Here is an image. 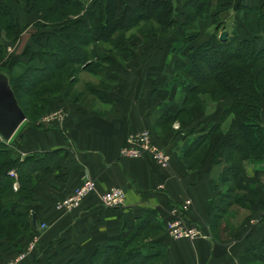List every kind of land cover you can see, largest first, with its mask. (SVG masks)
I'll return each instance as SVG.
<instances>
[{"label": "crops", "instance_id": "0c3cea01", "mask_svg": "<svg viewBox=\"0 0 264 264\" xmlns=\"http://www.w3.org/2000/svg\"><path fill=\"white\" fill-rule=\"evenodd\" d=\"M216 1L215 13L223 22L239 19L238 8L264 12V0ZM148 51L144 49L140 56L136 54L135 59L119 66L123 72L112 91L113 106L105 115L78 102L65 101L66 116L52 118L47 127L39 124L26 126L22 132L17 129L18 138L17 134L11 137L17 138L11 153L21 162L26 155L36 157L22 167L24 178L21 182L18 178L13 185L28 186L36 216L33 225H47L36 246L14 264H65L70 259L87 264L97 247L128 237L150 213L145 230L156 233L144 244L148 252L158 253L156 264H261L250 254L257 252L255 249L264 238V183L260 189L245 184L257 198L252 206L246 201L247 196L242 199L245 207L243 203L232 221L233 227L212 223L215 211L226 212L233 205L225 210L219 199L227 187L221 177L226 163L219 153L225 149L217 144L215 136L217 110L208 107L199 111L191 106L190 118L185 122L178 120V88L164 80L168 76L161 73L165 67L160 53ZM140 130H148L157 148L170 154L169 166H158L150 156L130 158L121 153L126 137ZM206 143L207 153L198 157L196 165L186 164L185 160ZM46 152H53L49 163L40 160ZM255 170L256 175L258 170H264V163ZM85 178L97 182L100 192L111 186L123 189V206L104 208L97 195L88 193L78 209L65 212L56 208L57 202L80 187ZM18 199L22 202L21 197ZM185 202L190 205L185 213L187 221L199 226L205 238L174 239L164 230L171 209L182 207ZM246 210L244 218L242 213ZM28 238L22 236L14 246L1 242L0 261L16 259L17 253L27 246Z\"/></svg>", "mask_w": 264, "mask_h": 264}, {"label": "trees", "instance_id": "16d2710c", "mask_svg": "<svg viewBox=\"0 0 264 264\" xmlns=\"http://www.w3.org/2000/svg\"><path fill=\"white\" fill-rule=\"evenodd\" d=\"M22 4L29 6L30 15L35 12L40 21L57 22L56 28L60 29L59 32L55 31L56 33L49 35L46 44L34 51L31 58L26 62H18L11 71L13 76H17V80L25 72L45 74L46 76H40L35 86L40 85L41 82H49L56 77V70L60 71L69 64H86L93 57L95 43L107 41L116 31L128 32L130 28L143 22L149 21L152 25L163 28L166 36L176 34L182 41L192 42L200 33L194 27L195 23L200 16L206 14L205 11L209 10L212 3L211 0H90L87 4H84L82 0H0L1 36L2 34L19 35L16 32L18 25L13 19L12 10L14 5ZM248 13L246 9L245 15ZM75 15L77 16L74 17ZM74 30H83L88 35L84 38L71 36ZM103 31L106 33L101 35ZM237 34L229 35L226 42L212 36L208 42L187 51L185 60L178 59L173 63V69L177 74L174 80L179 87L178 96L180 97L178 117L182 113H189L187 104L194 97L198 100L205 84H216L209 93L213 97L218 95L224 100H232L229 112L233 116L229 132L233 140L227 146L229 156L226 162L228 164L221 172L227 191L219 198L225 210L232 204H240L244 199L241 194L236 195V191L238 189L244 191L240 177L247 171L245 161L262 160L264 156V124L261 119L264 110V48L256 49L254 41L247 37H239ZM1 36L0 56L3 53ZM64 40L68 41L66 45L62 42ZM65 48L70 49V56H63L59 63H53L52 58ZM200 72L202 74L205 72L206 75H199ZM7 76L17 103L22 111L26 112L24 104L19 101L18 89L13 84L11 76L9 74ZM52 87L53 91L62 90L55 83ZM36 92L37 89L35 94ZM52 95L54 94H50ZM53 97L50 100L42 97L43 104L39 106H45ZM229 112H223L220 118L222 119ZM220 124L221 122L218 121L217 129ZM204 139L205 136L201 142ZM225 144L227 142L223 145ZM43 155L44 158L40 160L49 163L53 152H46ZM35 158L33 155H27L21 162L19 157L11 153L8 145L0 141V239L14 240L19 234L25 232L26 223L29 229L34 228L30 220L34 212L33 205L28 197L23 202L18 199L20 191H13L15 178L11 177L8 171L11 168L18 171V180L21 182L24 178L21 173L22 167L25 164H31ZM221 213V209L213 213L211 218L214 225L218 223ZM150 215L151 213L143 217L137 229L128 237L97 247L87 264H156L154 260L159 256L158 253L148 252L143 242L146 238L139 240L147 229L146 223ZM259 244V247L255 249L257 252L250 256L264 264V238H261ZM65 264L79 263L70 259Z\"/></svg>", "mask_w": 264, "mask_h": 264}, {"label": "rangeland", "instance_id": "374dc122", "mask_svg": "<svg viewBox=\"0 0 264 264\" xmlns=\"http://www.w3.org/2000/svg\"><path fill=\"white\" fill-rule=\"evenodd\" d=\"M82 1L84 2V4H87L90 0H82ZM216 2L218 1L211 0L212 4L209 10L205 11L206 13L205 15L200 16L198 18V21L195 23L194 27L197 30H199L200 33L198 37L192 42H184L176 34H171L170 36H166L165 32H163L164 30L163 28L158 26L156 27L155 25H152V22L149 21L143 22L135 27L130 28L128 32L122 30L116 31V33L112 35V38L108 39L107 41L102 43H95L94 44L95 46L93 48L94 52L92 53L93 57H91L86 64L85 63L76 64V65L69 64L63 67L62 69H60V71L56 70V74H57L56 77H54L49 82L46 83L41 82L40 85L36 84L35 86L34 84L36 83L37 80L40 79V76L42 77L45 74L40 75L39 72H33V73L25 72L24 74H22L21 78L17 80V76H13L11 71L14 65H16L18 62L21 61L26 62L29 58H31L30 56L34 54V51L39 50L42 45L46 44L48 36L56 32H59L60 29L56 28L57 22H53L49 20L47 22H44L43 20L40 21L38 15H36L35 12L30 15L28 13L29 6L23 4L19 6L14 5L13 6L14 8L12 10L13 12L12 16L13 19L15 20V23L18 25L16 32H18L19 35L16 36V34L14 33H13L14 35L12 34L6 36L3 34L2 36L0 35L3 40L1 46V48L3 49V53L0 56V72H2L5 76H7L8 74L11 76L13 84L15 85L16 89H18L19 92V96H20L19 101L23 103L26 108V112H24L26 116V120L23 122V124L20 125L19 127L20 129L18 128V130H21L22 132L23 128L26 126L37 127L39 126V124L47 127L50 125L49 123L52 118H55L59 115L61 117L66 116L67 105L65 101H73L74 103L78 102L88 109L97 110L101 114L105 115L106 114L105 111L111 110V107L113 106L111 103L113 101L111 99L112 91L115 90L116 81L119 78L118 75H120L123 72L122 70L119 69L120 68L119 66H121L122 64H126L130 58L135 59L136 54L140 56V53H142L144 49L148 48L149 53L157 54V52L155 51H158V47H159L160 49L158 51L160 53L159 57L161 58L162 62L165 64V65L162 64L165 68L164 71L161 73L164 74L165 76H168V78L164 80L168 81L169 83H174V85L177 86L174 80V77L177 74L176 71H174L173 69V63L178 59L185 60V58H187L186 55L187 51L191 49H196L197 47H199L200 45L199 43L205 41L206 39L207 40L203 43L208 42V39L212 36L216 39H219V35H221L223 32L226 31L227 32L225 36L226 39L227 37H229V35L238 33L237 35L239 37H247L249 40L254 41L256 45V49L264 48V19L261 20V18H264V12L261 9L247 10L249 11V13L248 15H245L246 9L244 10L243 8H238L237 15L239 16V19L235 18V20L234 19L225 20L223 22L220 16L215 14V11L218 7V4ZM76 16L77 15H75L74 17ZM220 21L222 23H220ZM194 27L192 28L194 29ZM178 30L180 31V28ZM105 33L106 31L105 32L103 31L101 35ZM87 35L88 33L84 32L83 30L80 31L74 30V33L71 34V36H77L78 38H84V36ZM62 42L63 44L66 45L68 41L64 40ZM70 54H71L70 49L68 48L61 49L60 53L56 54L52 58V60H54L52 62L59 63L63 56L68 57L70 56ZM90 61L93 62L91 63ZM48 71L49 70L47 69V72ZM198 74L202 76L206 75L205 72H203L204 75L202 74V72ZM54 83L57 84L58 87L62 88V90L58 92L55 90L53 91L52 85ZM215 85H216L215 83L205 84L203 86L202 92L199 94L198 100L194 97L187 105H189L188 109L190 111H191L190 109L191 106H196L199 109V111L200 109L205 110L208 107H210V109L214 111L215 109L217 110V115H218L217 122L220 121L221 124L219 128L216 130L215 136L217 138V142H218L217 144L219 145L221 144V146H223L222 148L225 149L224 151L219 150V153L220 156L224 157V161L227 166L228 163L226 161L229 156V149L227 148V146L233 140L232 139L233 136L230 134L228 129L231 128V123H232L231 118L233 116V114L229 112L230 104L232 103V100L231 99L224 100L223 98H221V96L214 95L213 97L212 95H210L209 94L210 90H212ZM177 88L179 90L178 86ZM36 89L37 92L35 94ZM50 94H54L52 95L54 97L52 98L51 101H49L50 98L52 97L50 96ZM42 97H45L49 100L48 103L45 104V106L40 107L41 104H43V101L41 99ZM223 112H229V114H227L225 117L221 119L220 117ZM188 118H190L188 113L187 114L182 113L180 115V118H178V120L185 122ZM261 119L263 120V124H264V110L262 112ZM16 134L17 133H15V135ZM16 136L18 138V134ZM129 136H127L126 139ZM17 138L14 137L13 140L10 139L8 143L9 145L7 144L9 149L11 148L12 150L17 146L15 142L17 141ZM221 140L223 143L221 142ZM224 142H227V144L223 145ZM127 143H128V139L126 140V144ZM207 146H208L207 143L206 145H203L200 151H197L195 152V154L191 155L189 159L185 160V163L188 164L189 166L196 165V163L198 162L197 160L198 157L202 158L207 153ZM166 154L168 155L169 158L167 165H169L171 156L168 152H166ZM218 160L219 159L217 158L216 161ZM245 162H246L245 166L247 171H245L244 175L242 174L240 177V183L243 184L244 191H241L236 187V189H238L236 191L237 192L236 195L241 194L242 196H244V198H246L247 196L246 201L250 204V206H252L253 202H255L257 197L254 191H252V189L250 188H247L245 184H247V186L251 188L254 186V189L256 187L257 189L263 187L262 184L264 183V172H263L264 170H260V171L258 170L257 175L261 177V179L259 180L257 179L258 176L256 175V173H254V171H256L255 167L259 163H264V156L262 160H258V161L247 160ZM11 170L15 171L14 168H11L8 172H11ZM15 173H16V177L14 176L11 177H14L15 178L14 181L17 182L18 173L17 171H15ZM253 178L256 182L253 180ZM257 182L258 183L260 182L259 185L257 186L254 185V183ZM20 186L21 185L15 184L13 191H20L19 195L22 198V202L23 200L25 201L27 199L26 197H28L30 201H32V198H30L32 191L29 188H27L28 186L24 187L25 189ZM112 187L115 186H111L110 188ZM75 189L72 190L70 193H68L67 196L71 195V193L75 191ZM94 195H96V193ZM67 196H65V198H67ZM98 198L100 200L99 196ZM83 199L81 203L83 202ZM60 201L61 200L57 202V205ZM100 202L102 203L101 200ZM243 203L242 204L240 203L241 205L233 204L232 207L229 210L227 209L226 212L222 211L224 213L220 214L221 216H219L218 223H225L233 227L234 223L232 221L233 219H236L237 214L241 212L242 210L241 206H243ZM80 205L81 204H79L78 207L68 208V210L62 208V211L65 212L72 211L73 209H78ZM187 206L189 208L190 205L187 204ZM244 207H245V203H244ZM109 208H116V207H109ZM247 212L248 211L246 210L242 213L243 217L246 215ZM33 214L35 215V213L32 212L31 219ZM170 217L168 219H170ZM167 221L165 222L164 230L166 231L167 234H169L168 230L166 229ZM31 224L33 225L32 221ZM188 225L190 226L191 224L188 222ZM33 226L34 228L36 227L35 225ZM40 227L41 224H38L35 229L34 228L29 229L26 223V230H24L25 232L23 234H19L17 238H14V240H8L7 238L0 239V243L3 241H7L9 242L10 245L14 246V244H16V242L19 241V239L22 238V236L24 235L29 236L27 246L24 249L20 250L19 253H17L18 256L16 257V259L1 260L0 264L2 262L4 263L8 262L12 264L15 263V261L19 260V256H21V254H25L26 256L28 254V251L32 250L36 246V242L39 241L38 239L39 236L47 228V225L46 227L41 229ZM155 233L156 231H153L152 229L151 231L145 230L143 235L140 236L139 240L146 238L143 240V242L145 243V240L149 241L153 239ZM169 235L172 236L171 234ZM172 237L174 238V236ZM179 238H187V237H179ZM179 238H174V239H179Z\"/></svg>", "mask_w": 264, "mask_h": 264}, {"label": "built area", "instance_id": "2783aa9c", "mask_svg": "<svg viewBox=\"0 0 264 264\" xmlns=\"http://www.w3.org/2000/svg\"><path fill=\"white\" fill-rule=\"evenodd\" d=\"M55 118L61 119L62 117L59 115ZM127 139L128 143L121 149V153L123 155L130 156V158L150 156L158 166H169L167 165L169 160L168 155L162 149L160 150L159 148H157L156 144L151 141V139L149 138V131H139L133 133ZM0 141L5 142V144H7L8 142L3 139L1 134ZM9 175L16 177V173L13 170L9 172ZM82 182L83 183L81 184V186L75 189V191H73L71 195L67 196V198H62L58 205H56V207L60 209L64 208L65 210H68V208L72 207H78L87 193H96V195L100 197V200L102 201L101 204L105 208H120L123 206L126 198V194L124 193L123 189L115 186L108 189L106 192H100L98 191L97 182L89 178L84 179ZM15 184L16 183H14V185ZM187 204H189V202H185V205H182V207H177L171 210V217L166 223V229L168 230L169 234L174 236V238L187 237L188 239H192L197 236L205 238L206 235L200 231L199 226L188 225L187 219L185 217V213L188 209ZM44 227H46L45 223H41L40 229ZM22 258H25V254H21V256H19V259ZM1 264L10 263L2 262Z\"/></svg>", "mask_w": 264, "mask_h": 264}, {"label": "water", "instance_id": "95a60500", "mask_svg": "<svg viewBox=\"0 0 264 264\" xmlns=\"http://www.w3.org/2000/svg\"><path fill=\"white\" fill-rule=\"evenodd\" d=\"M227 32L219 35V39L226 41ZM9 77L0 72V134L5 141H10L15 135L17 129L26 120V116L22 111L19 103H17L16 95L10 87ZM35 215L32 216V223L35 222Z\"/></svg>", "mask_w": 264, "mask_h": 264}]
</instances>
